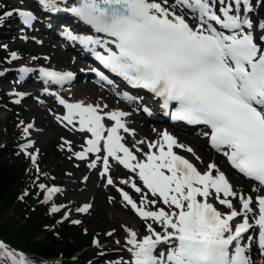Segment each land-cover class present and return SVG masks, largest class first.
Here are the masks:
<instances>
[{
    "label": "snow or ice",
    "instance_id": "obj_1",
    "mask_svg": "<svg viewBox=\"0 0 264 264\" xmlns=\"http://www.w3.org/2000/svg\"><path fill=\"white\" fill-rule=\"evenodd\" d=\"M253 8L250 0H78L67 11L108 39L77 36L68 30L65 34L82 44L102 47L106 55L95 53L101 64L128 85L147 89L159 98L162 108L171 106L173 120L205 125L211 148L233 169L264 186V35L259 42L254 36L257 27L264 32V22L257 25L249 18ZM19 15L26 25L31 24V13L21 11ZM12 56L16 58L15 53ZM41 71L58 83L72 76ZM97 75L112 83L102 72ZM57 100L66 112L56 119L73 127L78 124L79 131L91 134L87 147L74 153L78 159L103 150L104 155L97 157L103 162L102 175L109 173L111 159L142 182L141 187L131 177L121 181L141 194L139 202L127 191H119L145 222L147 232L140 237L125 226L129 258L115 264H251L240 242L253 228L249 213L258 235L247 239H256L264 254V195L253 198L237 193L215 162L201 171L174 149L191 153L196 161L201 157L167 131L147 142V152L137 148L140 158L120 135L121 129L133 131L123 120L127 112H102L100 105L69 103L59 96ZM105 118L114 123L106 128ZM30 127H25V134ZM89 167H96V161ZM107 184H113L110 175ZM59 191L48 188L46 199ZM149 194L154 198L149 199ZM232 198L238 200V210ZM212 201L229 211L220 210ZM161 203L163 207L158 206ZM89 207L77 211L86 212ZM235 218L242 219L233 224ZM0 258L11 264H32L2 242Z\"/></svg>",
    "mask_w": 264,
    "mask_h": 264
},
{
    "label": "rangeland",
    "instance_id": "obj_2",
    "mask_svg": "<svg viewBox=\"0 0 264 264\" xmlns=\"http://www.w3.org/2000/svg\"><path fill=\"white\" fill-rule=\"evenodd\" d=\"M8 1H11L10 12L14 16V20L7 21L4 24L0 21V41L5 42L9 40L13 43L18 42L22 50L16 54V59H0V72L5 71V75H0V134L3 141H8L5 135V120L9 114L4 100L11 99L21 108V111L24 113V121H26L23 123L21 130L23 136H26L27 139L24 143L19 145L20 151L27 155L34 165H37L36 161L38 158L42 160L43 164L35 167L38 176L43 177V180L51 182L49 188L56 187L60 189L59 192L52 194L50 199H46V191L43 201H52L53 205L57 208L55 213L60 214L61 219L67 218L72 221L79 220L80 223L78 225H82L92 231L90 246L87 251L92 253L93 250L97 249V251L102 254L98 261H96L97 263L115 264V262L119 261L121 258L127 260L129 254L125 248L127 235L125 232V222L134 224L133 219L136 220L135 222L139 226H137L135 230L139 233L140 237L146 234L147 229L145 222L123 201L119 189L127 191L134 200L139 202L141 194L135 192L130 184H124L121 183V181L131 177L138 186L142 187V183L137 182L132 172L125 169L114 160H111L112 164L110 165L108 174V176L110 175L113 179L112 185H108L107 176L103 177L101 174L103 170L102 159H99L100 165L95 173H90L92 168L89 167V164L97 159L98 156L102 157V155L89 153L85 159H78L74 155V153L83 151V149L87 147L86 140L90 138V134L86 131H79L78 125L73 127V125H67L66 121H58L56 117L63 116L61 105L55 97L48 95L51 97L49 100L47 99V95L41 94L36 84L32 85L34 79L30 80V82L26 81L19 86L21 80L18 78L17 70L29 65L31 61L34 63L33 69L35 77L37 76L36 67L39 65L50 68L55 67L54 69L56 70H69L68 72L75 70L73 63L69 59L60 56V52H70L69 48L73 41H65V33L59 27L58 22L60 23L62 20H67L69 22L70 17H58L56 14L47 12L48 10L44 11L43 9H45L46 6L44 8L40 0ZM24 2L30 4L34 3L35 6L42 11L41 18L36 21V25L32 24L30 27L23 25V17L19 15V12H28L24 10V7H26L23 5ZM169 2L171 3V0H169ZM250 3L254 5L253 11L249 14L251 19L257 25L264 22V2L250 0ZM189 15L191 14L189 13ZM54 30H56V32H53ZM58 32L59 37L57 35ZM261 35H264V32L261 31V34H257L258 39ZM54 46L58 47V53L54 51ZM70 53L72 56L77 57L74 53ZM89 80L91 82L95 81L91 77ZM98 83L100 84V82ZM98 87L107 95H113L110 91L105 90L101 84ZM60 94L66 95L70 100H90L94 105L98 104L103 107L108 105L107 102L103 99L101 100L100 97L92 98L87 92H83L82 94L74 93L72 83L60 90ZM45 96L47 97L45 98ZM29 100L30 102H28ZM137 106L138 103L136 104V107ZM107 107L109 108V105ZM129 107L133 110L131 105ZM133 114L136 118L129 119L131 122L141 120L147 123L151 129H155L157 125H160L163 131H175L179 129L177 126H172L170 128L164 124H157L147 120L142 109H139L138 112H133ZM28 125H31V127L28 129L27 134H25L24 129ZM195 133H197V131L194 132L192 136L198 137L196 142L201 143L203 148H206L205 139ZM128 135V133H122L123 142H126ZM154 139H156V137H154ZM151 141H153V139ZM137 148L138 147L135 146V149ZM177 152L179 153L178 150ZM33 155L36 158L35 162L32 160ZM186 157L194 162L201 171L206 169L208 159L202 160L197 164L195 158L191 155H186ZM221 161L224 162L223 156H221ZM232 173L237 177L236 183L245 184L251 190L252 187H256V183L252 184L238 176L237 173ZM53 179H55V181ZM258 189L263 192L260 187ZM234 190L239 193L238 189ZM243 194L255 198L259 195V192L253 193L245 191ZM153 198L154 197L149 194V199ZM232 199L234 206L238 210V200L235 198ZM81 203L90 205L88 213L83 214L77 211ZM158 206L163 207V204L161 203ZM216 207L224 212L229 211V209L223 205L218 204ZM253 207L256 208L255 203ZM66 213L67 216L65 215ZM8 214L11 215L12 213L9 212ZM241 219L242 218H235L233 224ZM154 226L157 229L159 227V225ZM108 233L112 234L108 235ZM248 236L251 235H247V237ZM40 238H43V235H41ZM94 240L96 243H93ZM117 241L120 243L118 244ZM247 242L248 241H244L242 244L248 246ZM251 244L255 247V253L259 254L253 241H250V249ZM250 249L248 250L247 256L251 261ZM32 255L35 258H39L33 253ZM29 258H31L30 255L28 256V259ZM30 260L33 264L34 261L32 258Z\"/></svg>",
    "mask_w": 264,
    "mask_h": 264
},
{
    "label": "trees",
    "instance_id": "obj_3",
    "mask_svg": "<svg viewBox=\"0 0 264 264\" xmlns=\"http://www.w3.org/2000/svg\"><path fill=\"white\" fill-rule=\"evenodd\" d=\"M23 5L32 10L36 25L42 11L34 3ZM10 6L11 1L0 0L2 24L14 20L13 15H3L11 11ZM20 46L18 42L0 41V59H16L12 53L18 54L22 50ZM4 101L9 114L5 120L8 141L4 142L0 134V242L7 248L38 256L39 262L33 264H43L46 259L50 264H100L96 261L102 254L97 249L92 253L87 251L92 231L72 223L71 219H61L60 214L51 210L53 202L43 201L51 185L36 172L35 167L43 161L38 158L34 165L20 151L19 145L27 139L21 130L26 122L24 113L13 100ZM41 184L45 187L41 188ZM0 264L11 262L0 258Z\"/></svg>",
    "mask_w": 264,
    "mask_h": 264
},
{
    "label": "bare ground",
    "instance_id": "obj_4",
    "mask_svg": "<svg viewBox=\"0 0 264 264\" xmlns=\"http://www.w3.org/2000/svg\"><path fill=\"white\" fill-rule=\"evenodd\" d=\"M70 2H71V0H51V5L47 6L46 8H45L46 5H44L43 7L45 9H43V10L44 11L48 10L47 12H50L52 14H62L60 8L67 6L68 4H70ZM58 24H59V27L64 31V33L66 30H68L73 35H77V36H83L85 34L84 32H82L78 29V26L75 23H70L66 20H62L60 23L58 22ZM53 32H56V30H54ZM255 32L257 34H261V30H259L258 27H257V30ZM58 37H59V32H58ZM65 37H67L66 34H65ZM73 43L74 42H72L71 45ZM53 49L56 53L59 52L57 46H54ZM60 56L63 58L69 59L75 67V70H71V72H70L72 74V77H74V80L72 82L74 93L82 94L83 92H87L92 96V98L100 97L101 100L103 99L105 102H107V104L109 105V108L108 107L105 108L103 106H100L102 112H105L106 110H112V111L120 110V111H125V112L129 113V116L124 117L123 120H125L126 124L128 125V128L132 129L133 131L131 133H128L129 134L127 137L128 139L124 143L127 147L130 148V150H132L134 153H136L137 156H140V158H143L141 153L136 152L135 146H137L138 148H141L143 150V152H147L148 151L147 142L151 141L152 139H153V141L157 140L159 138V135L161 132L167 131L169 134L174 136L178 140V142L184 144L187 147H191L194 150V152L198 156L201 157L200 161H195L193 159L195 162H197V164H199L202 160H206V159H208V163L215 162L217 164V166L220 168V170L225 173L229 182L233 185V188L238 189L239 193H244L245 191H248V192H253V193L259 192V195H264V189H263V192H261L258 189L259 188L258 184H255L253 182L248 181V182L256 185V187H252V190H251L245 184H239L238 182L236 183L237 177L232 173L233 171L231 169H229L228 166H226V164L224 162L221 161L222 155L217 153L216 151H212L207 146V143H206V146H207L206 148H203V145L201 143H197L196 140L198 139V137L192 136V133H194V131L192 132L191 130H189L186 127H178L179 129H177L175 131L174 130H164L163 131L162 128H160V125H157V127L155 129H151L147 123H145L141 120H135V121L131 122L129 119L136 118L135 115L133 114V112L139 111V109L142 106V99H140V101H139V99L136 98V96H137L136 94H131L129 97H127L128 99H126L124 97V94H125V92H128V91L125 90V87H126L125 83L121 82L120 85L113 86L114 88L117 89L118 95H107L106 93H104L102 90L99 89L98 86H100V84L98 82H96V81L91 82L89 80L90 76L87 75L86 69H88L90 67H87L85 69V66H84L85 62L83 60H80L78 57L72 56V54L70 52H60ZM87 56L91 61L94 60L92 57L89 56V54H87ZM33 65H34V63H33V61H31V62H29V65L21 67L20 69L17 70L18 78H20V80H21L19 86H21L22 83H24L26 81L30 82V80L35 79V76H34L35 73H34V69H33L34 66ZM24 69H27V71H23ZM90 70H92V69L90 68ZM62 71H69V70L63 69ZM0 75H5V71H1ZM32 85H34V83H32ZM132 96H134V97H132ZM46 97L47 96H45V98ZM50 98L51 97L48 96L47 99L50 100ZM81 100L82 99H74L71 101L83 102L85 104H93L90 100H83V101H81ZM28 102H30V100ZM137 103H138V106L136 107ZM95 105H98V104H95ZM130 105H131V107H133V110H132V108L129 107ZM150 105L154 109L155 115L158 118L162 119V113H161L159 107L153 101H150ZM0 118H1V116H0ZM104 123H105V127L107 128L110 125L111 121L104 120ZM154 137H156V139H154ZM140 140L145 141V143L142 145L137 144V141H140ZM174 150L176 152L178 150L179 153L178 152L177 153L180 155H184L185 157H186V155L192 156L191 153H188V152L184 151L183 149L177 148ZM102 152H103V150H102ZM95 161H96V167L92 168L90 170V173H95L96 169L100 165L99 159H95ZM109 164L110 165L112 164L111 159L109 160ZM108 174L109 173H107L106 175H103V177L108 176ZM133 175L135 176V179L137 182L142 183L139 180L138 176H136L135 173H133ZM238 176H240V175H238ZM212 202L215 203V206H218V202H215V201H212ZM88 211H89V209H88ZM88 211H86V213H88ZM257 212H258V209H257ZM249 217H250V223L253 224L252 229H257V226H255L253 223L251 213H249ZM135 221L136 220L133 219L134 224H131L130 222H125V224L127 227L135 230V228L137 226H139ZM238 222H240V221H236L235 223H238ZM158 230H159V227H158ZM245 248H247V247L245 246ZM246 251L248 253V250H246ZM249 253L251 254V259H252L251 264H259L258 258H259V260L261 259V253L256 254L255 253V247L252 244H251V249H250Z\"/></svg>",
    "mask_w": 264,
    "mask_h": 264
},
{
    "label": "water",
    "instance_id": "obj_5",
    "mask_svg": "<svg viewBox=\"0 0 264 264\" xmlns=\"http://www.w3.org/2000/svg\"><path fill=\"white\" fill-rule=\"evenodd\" d=\"M11 251H13V252H15V253H17V251H14V250H12V249H10Z\"/></svg>",
    "mask_w": 264,
    "mask_h": 264
}]
</instances>
